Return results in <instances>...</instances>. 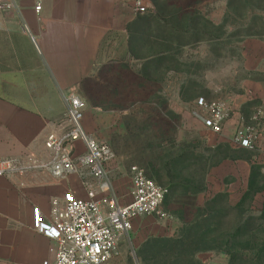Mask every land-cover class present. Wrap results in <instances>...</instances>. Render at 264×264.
<instances>
[{"label": "rangeland", "instance_id": "1", "mask_svg": "<svg viewBox=\"0 0 264 264\" xmlns=\"http://www.w3.org/2000/svg\"><path fill=\"white\" fill-rule=\"evenodd\" d=\"M172 1L176 7L168 10L170 14L163 13L167 15L164 29L158 26L161 22L158 16L147 27L153 36H165L168 52L163 56L159 71H142L146 65L142 61L133 64L134 73L116 64L103 73L99 86L85 88L89 99L85 97L86 109L92 111V133L88 135L107 142L112 149L113 168L109 178L113 182L112 193L120 201L129 197L133 165L141 167L156 182L153 175L160 171L163 181H167L169 179L161 169L160 159L174 152L188 150L189 161L182 172L201 174L204 166L209 167V164L219 160L220 153L212 150L219 144V139L222 140L220 143L232 145L236 128L229 133L224 127L221 136L203 126L196 103L201 97L208 101H223L230 110L227 121L236 112L250 118V123L237 128L245 130L248 126L252 127L251 132L256 136L253 147L231 153L232 156L250 152L254 154L255 160L260 155L261 148L257 146L261 145L260 135L264 133V104L261 99L255 98L246 102L250 98L248 90L251 86L264 87V0ZM177 6L184 9L179 10ZM150 10L155 12L154 7ZM177 10L179 12L175 13ZM203 17L208 23L202 20ZM177 20H183L184 23L179 25ZM150 40L154 41L155 37ZM223 64L234 66L232 74L226 78L219 73ZM210 81L219 85L218 90L208 87ZM89 101L104 106H92ZM78 146L79 152L85 154L83 145ZM224 150V147L219 149L221 152ZM239 159L246 160L237 157L225 160L227 163L233 161L238 164ZM222 161L208 168L207 189L203 192L194 193L192 186H167L159 183L167 188L163 202L155 213L143 215L144 223L159 229L148 234L147 241L138 251L130 246L131 241L127 235L133 236V232H128L127 238L121 242L123 248L127 246L126 255L119 244L118 263L125 258L132 264L140 261L142 264H203L199 257L202 253L224 254L217 251L191 253L184 246L177 247L173 252L171 242L162 240L169 237L172 231H175L173 236L176 237L186 223L190 224L197 218L199 212L196 208L203 206L206 201L201 202L208 193V182H217L218 178L228 188H242L243 167H237L238 172L234 173L236 176L232 175V171L223 175L214 174V168ZM255 164L261 166L259 171L263 175L264 163ZM82 180L86 184L96 182L88 176H83ZM67 182H75L72 175ZM84 183L83 187L77 184L81 197H87L88 193ZM263 202L264 191L255 196L254 224L260 222L258 217ZM230 218L228 215L224 223L227 224ZM162 229L163 234H159ZM249 254L245 264L254 263L253 259H249Z\"/></svg>", "mask_w": 264, "mask_h": 264}, {"label": "crops", "instance_id": "2", "mask_svg": "<svg viewBox=\"0 0 264 264\" xmlns=\"http://www.w3.org/2000/svg\"><path fill=\"white\" fill-rule=\"evenodd\" d=\"M37 3L0 0V156L20 157L27 167L23 174L0 175V264H44L52 260L56 243L33 229V206H39L47 218L54 197L62 198L67 190L79 196L78 187H83L82 176L71 174L75 182L69 183L71 175L55 179L46 167L51 155L46 136L61 134L67 126L66 97L74 92L85 99V88L99 86L109 68L117 64L134 73L133 64L141 62L130 51L128 25L140 15L134 10L133 0H40L39 11ZM248 93L246 103L255 98L264 104L262 85L251 86ZM91 116L92 111L86 109L82 125L87 134L92 133ZM249 119L236 112L224 127L231 133L237 126L250 123ZM260 136L263 146H257L261 148L257 162L239 159L237 164L224 159L214 168V174L232 171L235 175L237 167H243L242 188H228L217 178V182H208V193L201 202L223 191L228 193L230 204L240 200L248 187L252 165L264 163V133ZM144 219L136 218L133 236L127 235L136 250L149 233L159 229L147 225ZM174 232L167 238L174 237ZM124 238L119 244L126 255L127 246L123 248L121 243ZM199 257L203 264L229 262L227 255L214 252ZM117 264L132 263L123 258Z\"/></svg>", "mask_w": 264, "mask_h": 264}, {"label": "built area", "instance_id": "3", "mask_svg": "<svg viewBox=\"0 0 264 264\" xmlns=\"http://www.w3.org/2000/svg\"><path fill=\"white\" fill-rule=\"evenodd\" d=\"M37 1L36 10L39 11L41 4ZM133 7L143 14L153 5L151 0H133ZM66 100V128L61 134L50 133L45 138V144L51 150L46 167L55 179L77 174L91 177L96 182L86 184L83 181L87 197H80L72 190L65 191L62 198L54 197L47 218L39 206H33L32 227L56 243L53 259L44 264H117L120 240L132 230L136 218L159 209L167 188L150 178L141 167L133 165L129 197L120 202L112 193L113 182L109 178L114 157L110 145L85 132L82 125L85 100L74 92ZM196 103L205 128L223 134L230 111L225 103L203 97ZM251 128L237 129L232 145L253 147L256 136ZM77 142L82 143L85 154L79 152ZM26 169L20 157L0 156V175L23 174Z\"/></svg>", "mask_w": 264, "mask_h": 264}, {"label": "trees", "instance_id": "4", "mask_svg": "<svg viewBox=\"0 0 264 264\" xmlns=\"http://www.w3.org/2000/svg\"><path fill=\"white\" fill-rule=\"evenodd\" d=\"M151 2L155 8V12L149 10L146 13L140 14L128 25V32L131 54L136 59L142 61L143 65L146 64L142 71L153 69L158 72L159 66L163 64V56L168 52V47L165 44L164 35H159V37H157L158 35L153 36L147 27L158 16L161 19L158 26L163 30L167 22V15L163 13L169 12L170 14L168 10L175 8L176 5L172 4V0H151ZM177 8L179 10L184 9L182 6H177ZM178 12L177 10L175 13ZM183 15L180 14V16ZM184 20L186 21V19ZM202 20L208 23L204 17ZM176 23L182 25L184 22L183 20H177ZM152 37H155L154 41L150 40ZM154 61L155 63L152 64ZM223 147L225 150L219 151ZM212 150L214 152L217 151L218 154L220 153V158L218 161L209 164V167L227 158L237 157L251 161L254 155L249 152L245 155L232 156L231 153L246 151V149L232 148L229 143H219ZM189 152L188 150L174 152L170 156L160 159L161 169L165 171V176L169 180L163 181V176L159 174V171L153 175L158 181L157 183L167 186H192L194 187V193L205 191L207 189L206 175L209 167L204 166L201 169V174L198 172H182L185 164L189 161ZM260 168L259 164L252 165L248 187L235 205L229 203L227 192H219L207 199L203 206L196 208L199 212L197 218L192 220L190 224L185 222L186 225L179 230L176 237L164 238L162 240L171 242L173 252L179 246L186 247L188 250H191V253L203 251L222 252L229 256L228 264H245L247 261L246 257L250 253L249 259H253V264H264V202L258 217L259 224H254L253 222L255 196L264 191V174L262 175L259 171ZM228 215L231 218L226 224L224 223V219Z\"/></svg>", "mask_w": 264, "mask_h": 264}, {"label": "clouds", "instance_id": "5", "mask_svg": "<svg viewBox=\"0 0 264 264\" xmlns=\"http://www.w3.org/2000/svg\"><path fill=\"white\" fill-rule=\"evenodd\" d=\"M233 68H234V66L231 65V64H223L219 68V73H220V75L222 77L226 78V77H228V76H230L232 74ZM208 87L212 88L215 91V90H218L219 85L218 84H214V83H212L210 81L209 84H208Z\"/></svg>", "mask_w": 264, "mask_h": 264}, {"label": "snow or ice", "instance_id": "6", "mask_svg": "<svg viewBox=\"0 0 264 264\" xmlns=\"http://www.w3.org/2000/svg\"><path fill=\"white\" fill-rule=\"evenodd\" d=\"M72 197L71 196H69V199H71Z\"/></svg>", "mask_w": 264, "mask_h": 264}]
</instances>
